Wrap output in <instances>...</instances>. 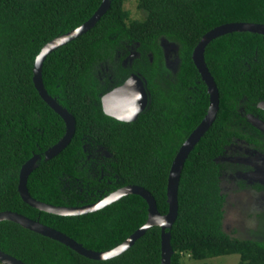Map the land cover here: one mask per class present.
Listing matches in <instances>:
<instances>
[{
  "label": "trees",
  "instance_id": "1",
  "mask_svg": "<svg viewBox=\"0 0 264 264\" xmlns=\"http://www.w3.org/2000/svg\"><path fill=\"white\" fill-rule=\"evenodd\" d=\"M109 1L90 30L43 62L47 94L75 120L70 143L46 159L65 125L33 85L34 59L46 43L86 22L102 0H0V212L38 221L96 252L114 248L142 226L146 202L130 194L85 215L49 214L20 198L21 166L38 155L27 178L28 193L37 201L79 207L135 185L165 214L171 162L208 112L207 88L191 58L194 47L223 24H264V0H136L140 19L130 18L125 0ZM162 38L176 45L174 69L166 65ZM204 61L220 108L181 171L177 217L169 230L171 264H181L185 255L201 261L230 254L239 256L238 264H264V227L242 239L224 230L219 163L235 141L264 153V135L246 118L252 114L264 121L258 107L264 101V35L220 36L206 46ZM130 74L143 81L148 100L134 121L123 122L103 114L100 98ZM0 250L25 264H160V228H149L116 257L91 260L3 220Z\"/></svg>",
  "mask_w": 264,
  "mask_h": 264
},
{
  "label": "water",
  "instance_id": "2",
  "mask_svg": "<svg viewBox=\"0 0 264 264\" xmlns=\"http://www.w3.org/2000/svg\"><path fill=\"white\" fill-rule=\"evenodd\" d=\"M109 5V0H102L97 10L86 22L71 30L70 32L55 37L46 43L34 59V65L32 69L33 85L40 98L54 111L55 114H57L58 117L63 120L65 125L64 135L58 140L56 144L45 151L46 159H51L52 157L56 156L70 143L75 132V120L65 108L59 105L54 98L47 94L42 82L43 62L49 53L90 30L105 14L109 8ZM233 32H250L264 35V24L246 22L223 24L206 32L194 47L191 58L195 68L200 74L201 80L205 83L207 88V93L209 96L208 112L181 144L171 162L166 183V201L168 204V210L165 214L162 215L158 212L153 196L146 189L135 185H128L118 188L92 204L79 207L53 206L37 201L30 196L27 190V178L35 161L38 159V155H33L21 166L18 174L17 185L20 198L29 206L58 216H79L100 210L119 200L123 196L133 194L140 196L146 202L147 220L122 243L112 249L102 252L88 250L60 231L43 225L38 221L32 220L16 212H0V222L3 220L11 221L24 229L57 241L70 248L77 254L91 260H107L120 255L129 249L134 244V242L140 238L149 228L157 226L160 228V264H171V256L173 251L170 244L171 235L169 230L171 229L177 217V193L181 171L188 155L193 150L198 141L203 137L206 131L211 127L220 108L216 83L204 61V50L212 40ZM168 44L173 45V49H167L164 51L165 62L169 67L167 55L170 52H176V45L163 38L160 40L161 48L162 46L166 47ZM175 62L177 64V59H175ZM147 100L148 96L143 81L136 74H131L122 84L103 94L101 96L100 103L103 114L119 121L132 122L140 113H142L147 104ZM258 107L264 110V101L259 102ZM246 118L253 127L258 129L264 135L263 120L252 114L246 115ZM105 154L106 156H109L107 152H105ZM0 264L25 263L0 250Z\"/></svg>",
  "mask_w": 264,
  "mask_h": 264
},
{
  "label": "rangeland",
  "instance_id": "3",
  "mask_svg": "<svg viewBox=\"0 0 264 264\" xmlns=\"http://www.w3.org/2000/svg\"><path fill=\"white\" fill-rule=\"evenodd\" d=\"M124 8L129 12L130 18L140 19L142 14L136 8V0H125ZM163 45V44H162ZM162 51L173 49V45L162 46ZM249 150L242 142H231L225 153L219 160L223 166L221 174V192L225 195L226 205L224 213V229L234 238H250L259 228L264 227V190H247V184L255 185L256 182L262 183L264 175H255L253 179L249 176L250 172H237L230 168L238 156H245L254 160L248 154ZM249 179V180H248ZM263 179V180H262ZM258 184V183H256ZM240 258L237 254L223 255L206 260L195 261L183 256L181 264H238Z\"/></svg>",
  "mask_w": 264,
  "mask_h": 264
},
{
  "label": "flooded vegetation",
  "instance_id": "4",
  "mask_svg": "<svg viewBox=\"0 0 264 264\" xmlns=\"http://www.w3.org/2000/svg\"><path fill=\"white\" fill-rule=\"evenodd\" d=\"M173 54L174 53L170 52L167 55V61L169 63V67L174 69L175 66H176V62H175V59L176 58H174ZM110 70H114V69L111 67ZM100 105H101V103H100ZM145 108H146V106H145ZM246 147L249 150L248 154L250 156H252V157L256 156V158L254 160H252L250 158H245V156H240V157L238 156L237 160L234 161L232 163V165L229 166V167L232 168V169L234 167V170L237 171V172L239 171V172H243V173L244 172H250V173H252L253 175H250L249 176L251 179H253L256 174L257 175H264V153L263 152H259L257 150H254L252 147H249L248 145H246ZM256 183H258V184H256ZM256 183H255V185L254 184L253 185L247 184V188L246 189L249 190V191H251L252 188H254L255 190H262V189L264 190V181H263V184L262 183H259V182H256Z\"/></svg>",
  "mask_w": 264,
  "mask_h": 264
}]
</instances>
